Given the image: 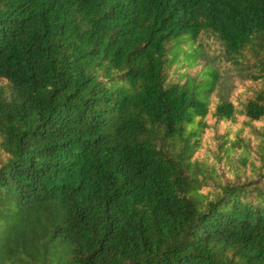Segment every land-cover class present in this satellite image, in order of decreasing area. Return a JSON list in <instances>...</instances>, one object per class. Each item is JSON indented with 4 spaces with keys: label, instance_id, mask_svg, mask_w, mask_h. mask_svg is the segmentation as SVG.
I'll use <instances>...</instances> for the list:
<instances>
[{
    "label": "trees",
    "instance_id": "1",
    "mask_svg": "<svg viewBox=\"0 0 264 264\" xmlns=\"http://www.w3.org/2000/svg\"><path fill=\"white\" fill-rule=\"evenodd\" d=\"M203 32L238 108L167 83ZM0 264H264V0H0Z\"/></svg>",
    "mask_w": 264,
    "mask_h": 264
},
{
    "label": "rangeland",
    "instance_id": "2",
    "mask_svg": "<svg viewBox=\"0 0 264 264\" xmlns=\"http://www.w3.org/2000/svg\"><path fill=\"white\" fill-rule=\"evenodd\" d=\"M245 54L247 63L236 64L228 59L221 42L211 34L203 32L196 40H193L190 34H184L169 43L167 83L187 82L189 89L211 110L223 100L232 101L238 108L240 102L252 94V91H247L249 83L246 74L252 70L248 65L253 63L254 58L248 52ZM211 74L217 76L213 87ZM209 123L213 124L210 119ZM227 133V130L219 129L213 137L204 139L203 147L196 157L211 166L214 163L212 157L224 153V148L219 150V144H225V139L229 137H224ZM227 144L230 145L229 138Z\"/></svg>",
    "mask_w": 264,
    "mask_h": 264
}]
</instances>
